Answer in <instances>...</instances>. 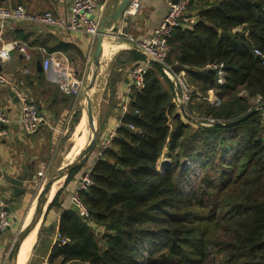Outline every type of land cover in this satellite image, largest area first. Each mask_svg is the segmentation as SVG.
Segmentation results:
<instances>
[{"label": "trees", "instance_id": "16d2710c", "mask_svg": "<svg viewBox=\"0 0 264 264\" xmlns=\"http://www.w3.org/2000/svg\"><path fill=\"white\" fill-rule=\"evenodd\" d=\"M188 10L196 22L174 28L167 40L168 63L183 68L193 88L188 112L236 120L250 108L240 92L264 99V65L253 53L264 54V0H194ZM126 54L129 68L143 58L135 48ZM173 94L153 63L143 87L131 89L110 146L92 163V184L78 191L89 218L73 206L60 215L47 264H206L217 257L221 264H264V110L229 128L192 131ZM196 156L202 173L185 192L183 172Z\"/></svg>", "mask_w": 264, "mask_h": 264}, {"label": "crops", "instance_id": "0c3cea01", "mask_svg": "<svg viewBox=\"0 0 264 264\" xmlns=\"http://www.w3.org/2000/svg\"><path fill=\"white\" fill-rule=\"evenodd\" d=\"M96 1L104 5L102 21L117 8L121 0ZM139 1L140 7L135 16L128 18L121 16L110 23V26L116 27L115 31L121 29L137 39L150 36L167 12L169 3L176 0ZM72 3L73 0H0V6L23 5L31 12L50 11L54 16L64 20L69 19ZM14 40L25 44V55L14 49L10 52L7 61L0 60V73L7 80L0 87V107L8 116V122L3 126L6 134L0 136V175L3 179L2 189L9 196L11 218L10 228L0 234V264H7L11 247L20 231L28 225L37 198L45 184L56 170L69 164H64L59 154L62 153V147L64 151L67 149L65 142L72 134L74 138L75 130L81 120L84 121L87 136L80 152L92 135V128L87 122L85 93L90 81L86 83L85 79L87 80L88 73L91 74L93 68L94 45H90L89 37L80 31L67 32L38 23L10 21L0 24V48L4 43ZM47 49L52 50L61 64L55 67L56 69L50 67L45 72L43 68L40 71L37 64L42 66V59L48 52ZM131 49L133 47L125 43H115L110 36L104 37L100 69L94 84L88 89L95 131L94 143L87 158L81 164L80 171L73 178L66 183L67 175L54 182L47 203L50 205L56 193L62 189L57 201L58 205L51 209L49 205L44 208L33 229L35 236L38 224L41 222L48 233L54 235L52 242H55L60 215L73 208L70 200L76 191L81 174L91 167L97 158L100 144L119 123L118 115L127 111L130 65L126 61V52ZM66 75L72 82L73 90L69 94L60 88V83L66 79ZM13 87L31 96L45 118L46 123L41 125L35 134L27 135L22 130L19 122V101L15 94H10ZM207 100L211 102L209 98ZM18 175H27V178L23 181V193L15 195L6 177ZM30 212L32 214L28 217ZM32 247L33 243L31 249Z\"/></svg>", "mask_w": 264, "mask_h": 264}, {"label": "built area", "instance_id": "2783aa9c", "mask_svg": "<svg viewBox=\"0 0 264 264\" xmlns=\"http://www.w3.org/2000/svg\"><path fill=\"white\" fill-rule=\"evenodd\" d=\"M192 1L194 0H176L175 2H170L167 12L158 26L154 28L150 36L137 39L121 29L107 35L110 36L115 43H125L130 47L132 46L143 56L139 62L128 69V77L130 80L129 93L132 88L141 89L144 84V75L147 69L153 63L158 64L164 75L173 85L174 94L172 96V103L175 105L181 116L187 118L188 116H191L188 112V104L192 100V88L187 83L185 70L180 68L178 71H174L172 65L168 63L167 56L169 45L167 40L174 28L191 26L196 22V16L191 14L188 10ZM103 7L104 5L98 4L96 0H73L69 19L64 20L60 17L54 16L50 11L31 12L23 5L0 6V24L16 21L20 23H38L49 27H57L60 30L67 32L80 31L89 37V43L92 46L94 45L98 34L100 21L103 16ZM139 7V0H131L124 9L122 17L128 18L135 16L138 13ZM240 29L241 27L234 30L238 31ZM14 49L25 55V44L14 40L6 42L1 46L0 60L2 62L7 61L10 52ZM253 53L261 60L262 65H264V54L262 51L253 49ZM60 64L61 62L58 61L54 53H45V57L42 60V68L44 70H49L50 67L57 68ZM214 68H216L217 71L216 81L222 83L224 73L221 65L215 66ZM6 82V77L0 73V87ZM60 88L66 94L72 92V82L68 75H66V79L60 83ZM12 91L19 101V122L23 132L27 135L35 134L40 129L41 125L46 123L45 118L40 113L36 102L31 96L17 87H13ZM242 92H240V95L243 94ZM208 98L213 103L216 101L212 94L208 96L207 99ZM252 100L254 103L250 106L249 111L256 108L264 110V99L261 96L255 95L252 97ZM193 118L195 119L194 116ZM205 121L209 126L217 122L210 117L205 118ZM7 122L8 116L2 107H0V136L6 134L3 126ZM118 126L119 123L116 124V127ZM129 127L132 128L131 126ZM115 129L110 131L107 134L106 139L100 144L97 157H101L103 151L110 146L112 139L116 135ZM165 162H167V158L162 157L161 163L163 164ZM183 164L188 165L189 162L186 160ZM91 184V169L88 168L81 174L77 183L76 191L72 194L70 200L72 206L75 207L78 215L82 218H89V212L79 199L78 191L86 190ZM2 185L3 179L0 175V234L6 232L11 225L9 196L8 193L2 189ZM55 234L56 237L59 236L57 232ZM62 242H64V240H62Z\"/></svg>", "mask_w": 264, "mask_h": 264}, {"label": "water", "instance_id": "95a60500", "mask_svg": "<svg viewBox=\"0 0 264 264\" xmlns=\"http://www.w3.org/2000/svg\"><path fill=\"white\" fill-rule=\"evenodd\" d=\"M130 1L131 0H121L119 5L117 6V8L114 11H112L109 15H107L101 21L99 29H98V34H97V37H96V40L94 43V50H93V55H92V67L93 68H92V73H91L89 85L85 89V93L87 95L86 96L87 97V107H86L87 122L92 128V135L88 139L87 144L85 145L84 149L79 153L77 158L74 161H72L71 163L67 164L65 167L56 170L54 172V174L52 175V177L45 184L43 190L41 191L40 195L37 198V202H36V205H35V208L33 211V215L30 219V222L28 223V225H26L20 231V233L18 234V237L16 238V240L13 243V246L11 247V250L9 252L8 259H7V264H13L14 260L17 258V254H18L20 245H21L22 241L24 240L26 234L28 232H31L35 228L36 224L38 223V221L40 219V216H41L44 208H46L49 205V203H47V201H48L49 194H50V191L52 189L54 182L61 179L62 177L67 176L72 169L80 166L84 162V160L87 158V156H88V154L92 148V145H93L94 140H95V131H94L93 118H92V113H91V102H90V97L88 96V89H90L92 87V85L94 84V80H95L96 75L100 69V58L102 56V45L104 42V37L116 30V27L110 26V23L115 22L116 20H118L122 16L124 9L126 8V6L128 5V3ZM37 68L40 71L43 70L42 66L40 64H37ZM47 71L48 70H45V72H47ZM10 92H11L10 93L11 95L14 94L12 91H10ZM259 110H260V108H256V109L249 111L244 116H242L236 120L228 121V122H216L214 124L217 127L229 128V127H232V126L238 124L241 121H244L245 119H247L251 115L258 112ZM117 168H120V166H118ZM26 178H27V175H18L15 177L7 176L6 177L7 181L11 184V189L13 190V193L15 195H19L20 193H23L24 189L22 188V185H23V181L26 180Z\"/></svg>", "mask_w": 264, "mask_h": 264}, {"label": "rangeland", "instance_id": "374dc122", "mask_svg": "<svg viewBox=\"0 0 264 264\" xmlns=\"http://www.w3.org/2000/svg\"><path fill=\"white\" fill-rule=\"evenodd\" d=\"M106 60V59H104ZM101 77V75H100ZM91 78V74L88 73V78L87 80L85 79V82L87 83ZM188 85L192 88V85L187 81ZM193 89V88H192ZM242 97H244L249 106H252L254 103L252 100V97L246 95V92H242ZM211 94H209L210 96ZM213 95V94H212ZM190 114V113H189ZM192 116V115H191ZM188 116V121L185 120V117H183V120L190 123L192 127V131L196 128L198 125H203V126H209L207 125L208 123L205 121V116L201 115L198 117L193 118V116ZM182 117V116H181ZM81 123V124H80ZM76 128L74 133V138L73 134L70 136L71 138L67 139L65 142V146L67 145V149L64 151V147L61 148V152L59 156L61 157V161L65 162L64 164L70 163L74 161L77 158L78 153L80 152L81 146L84 145L85 139L87 136V133L85 131L84 127V121L81 120ZM69 145V147H68ZM195 157V156H194ZM196 156V159L193 162H190L189 168H187V173L184 171L183 176H182V182L180 187H182L185 192H187L192 186L196 185V183L199 180V177L202 173V166L201 164H197L196 161L198 160ZM186 173V174H185ZM62 183V182H61ZM58 184V183H57ZM56 184V186H57ZM61 187V184L59 185ZM96 233V232H95ZM98 237V235H96ZM53 238L54 235L52 236L51 234L48 233L47 228L41 224V222L38 224V230L36 236H34L33 240V247L31 249L30 255L28 257V260L26 261L25 264H47V255H48V247L53 243ZM145 255L146 253H142V255ZM212 256V255H211ZM140 262H143L144 259L141 258L139 259ZM206 264H221L220 263V258L217 257L213 261H209Z\"/></svg>", "mask_w": 264, "mask_h": 264}, {"label": "bare ground", "instance_id": "6f19581e", "mask_svg": "<svg viewBox=\"0 0 264 264\" xmlns=\"http://www.w3.org/2000/svg\"><path fill=\"white\" fill-rule=\"evenodd\" d=\"M81 124V123H80ZM32 214V212L29 213L28 217ZM28 219V218H27ZM27 220L25 221V225H26ZM30 222V220H29ZM28 222V223H29ZM34 230H32L31 232H28L24 238V240L22 241L18 254H17V258L14 260L13 264H24L25 261L27 260V257L29 255V252L31 250V246L34 240Z\"/></svg>", "mask_w": 264, "mask_h": 264}]
</instances>
